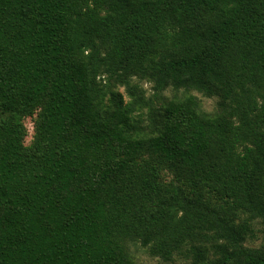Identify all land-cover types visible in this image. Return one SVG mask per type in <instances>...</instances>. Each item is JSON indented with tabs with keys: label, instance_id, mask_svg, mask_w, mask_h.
Wrapping results in <instances>:
<instances>
[{
	"label": "trees",
	"instance_id": "1",
	"mask_svg": "<svg viewBox=\"0 0 264 264\" xmlns=\"http://www.w3.org/2000/svg\"><path fill=\"white\" fill-rule=\"evenodd\" d=\"M139 252L264 264V0H0V264Z\"/></svg>",
	"mask_w": 264,
	"mask_h": 264
},
{
	"label": "rangeland",
	"instance_id": "2",
	"mask_svg": "<svg viewBox=\"0 0 264 264\" xmlns=\"http://www.w3.org/2000/svg\"><path fill=\"white\" fill-rule=\"evenodd\" d=\"M133 81L134 83H137L139 86L143 87L146 90V96H150L154 93L153 83L148 81L147 79H140L138 77H134ZM119 89L126 95V93L124 92L125 91L124 87H120ZM195 94L201 100L202 107L204 110L208 112H215L219 108L218 107L219 98L217 96H206L203 93H199L197 91H195ZM25 124L28 128V136L26 137L25 142L29 143L32 139L33 127H34L32 118L28 117L25 120ZM256 242L257 245L260 241L258 240ZM139 261L140 264H164L162 260L155 257H151L148 254H145L144 252H139Z\"/></svg>",
	"mask_w": 264,
	"mask_h": 264
}]
</instances>
